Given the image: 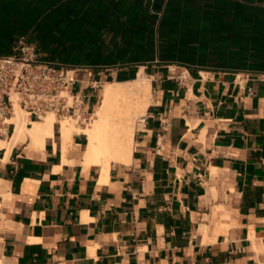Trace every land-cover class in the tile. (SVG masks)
<instances>
[{
	"label": "crops",
	"instance_id": "0c3cea01",
	"mask_svg": "<svg viewBox=\"0 0 264 264\" xmlns=\"http://www.w3.org/2000/svg\"><path fill=\"white\" fill-rule=\"evenodd\" d=\"M22 34L93 113L108 82L150 102L104 175L55 114L0 147V264H264V0H0V53Z\"/></svg>",
	"mask_w": 264,
	"mask_h": 264
},
{
	"label": "built area",
	"instance_id": "2783aa9c",
	"mask_svg": "<svg viewBox=\"0 0 264 264\" xmlns=\"http://www.w3.org/2000/svg\"><path fill=\"white\" fill-rule=\"evenodd\" d=\"M179 76L180 80L187 77L184 72ZM76 82L71 67L43 60L38 44L19 35L11 52L0 53V139L13 136L17 111L26 124L49 113L60 120L73 118L80 125L89 124L93 112L87 107L86 95L72 91Z\"/></svg>",
	"mask_w": 264,
	"mask_h": 264
},
{
	"label": "bare ground",
	"instance_id": "6f19581e",
	"mask_svg": "<svg viewBox=\"0 0 264 264\" xmlns=\"http://www.w3.org/2000/svg\"><path fill=\"white\" fill-rule=\"evenodd\" d=\"M149 94L150 84L145 77L128 83H106L100 104L88 125L81 126L73 118L62 119L60 132L65 139L62 141L70 139L74 132H85L88 144L82 153L84 164H99L103 175L106 174L113 160H130L135 144V121L141 112L144 114L150 102ZM54 120V114L49 113L41 121L27 126L22 112L17 111L15 132L9 142L0 139V147H10L28 137L35 146H42L46 136L54 134Z\"/></svg>",
	"mask_w": 264,
	"mask_h": 264
},
{
	"label": "rangeland",
	"instance_id": "374dc122",
	"mask_svg": "<svg viewBox=\"0 0 264 264\" xmlns=\"http://www.w3.org/2000/svg\"><path fill=\"white\" fill-rule=\"evenodd\" d=\"M102 92H103V90L101 91V95H102ZM144 95H146V93L144 94ZM143 115V112H141L139 115H138V119L135 121V129H136V125H137V122H138V120L140 119V117ZM91 121H92V119H91ZM90 121V122H91ZM78 124V123H77ZM80 125V124H79ZM88 125V124H87Z\"/></svg>",
	"mask_w": 264,
	"mask_h": 264
}]
</instances>
